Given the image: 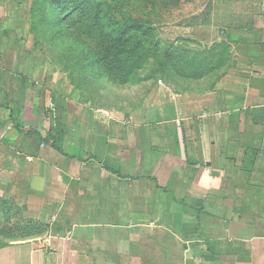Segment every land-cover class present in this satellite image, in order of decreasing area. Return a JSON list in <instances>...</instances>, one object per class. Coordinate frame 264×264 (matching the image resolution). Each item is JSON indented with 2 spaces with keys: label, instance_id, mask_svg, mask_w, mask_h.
I'll return each mask as SVG.
<instances>
[{
  "label": "crops",
  "instance_id": "obj_1",
  "mask_svg": "<svg viewBox=\"0 0 264 264\" xmlns=\"http://www.w3.org/2000/svg\"><path fill=\"white\" fill-rule=\"evenodd\" d=\"M230 1L123 84L29 25L0 46V264H264V0Z\"/></svg>",
  "mask_w": 264,
  "mask_h": 264
},
{
  "label": "rangeland",
  "instance_id": "obj_2",
  "mask_svg": "<svg viewBox=\"0 0 264 264\" xmlns=\"http://www.w3.org/2000/svg\"><path fill=\"white\" fill-rule=\"evenodd\" d=\"M53 1L54 0H0V46L3 45L5 41L7 44L10 41H18L19 46H21L20 48L23 47L27 49L24 43L26 40L31 39L32 36L29 32V27L31 24L33 25V21L38 18V22L41 24L40 29L43 28L47 19L44 16V12L41 11L51 6L53 7ZM218 1L219 0H217V2ZM252 1L255 0H231L230 3H233L235 12H239L242 10L241 8H244L246 5H249L250 8H256ZM205 4V0H89L86 6L71 18V25L76 28L82 39L91 41L95 45L97 44L99 48L101 47L102 59L109 58L105 59L106 62L104 61L106 65L111 59L116 57V53L125 56L130 52V54L137 55L138 49H143V43L146 39L147 42L145 43L150 45V53L152 55L150 54L151 56L148 57L147 61L142 66L137 67L138 65H134L132 59L129 60V63L123 65L118 58V61L116 60L115 62H118V67L122 66L123 69L125 68V72L134 70L137 67L136 70L138 72L135 74L134 78H141L138 75L142 72L161 75L164 73V70L157 66L158 62L155 60L156 57L161 56L166 60V56L172 55L171 51L173 52V49L171 47L174 46L177 47V50H181L185 56H188L191 48H189L186 42H182L178 45H170L169 43L160 44V41L163 38H167L170 41L172 38H175L177 34L175 33L177 32L175 24L190 19L191 16L199 9H202ZM252 4L254 6H251ZM211 7H213V3ZM37 10L40 12L37 13ZM132 21H149L155 26L156 33L154 32L151 34V37L146 36L145 38H142V36L138 34H132L125 40L120 37V35L124 32L127 23ZM229 23L231 24V22ZM37 29V27L34 28V30ZM159 32L161 34H159ZM111 39L116 41H110ZM139 53H141V51ZM198 53L199 55H218L226 57L230 54V46L221 43V46L216 51L206 50V52H203V50H198ZM225 62L223 63L224 65ZM223 64L221 66H223ZM221 66H217L216 68H220ZM151 81L152 80L146 82L151 83ZM137 83L138 86L136 89H139L142 85V81ZM142 89H144V87H142ZM13 209L14 207H12V209L7 208V212L5 213L7 224H10L14 217ZM0 215L3 216L2 214ZM8 227L10 226L8 225ZM10 228L13 229V226Z\"/></svg>",
  "mask_w": 264,
  "mask_h": 264
},
{
  "label": "trees",
  "instance_id": "obj_3",
  "mask_svg": "<svg viewBox=\"0 0 264 264\" xmlns=\"http://www.w3.org/2000/svg\"><path fill=\"white\" fill-rule=\"evenodd\" d=\"M89 0H54L52 3L53 7H49L48 9H44L41 12H44V16L46 17V24L41 28V24L38 22L37 18L33 21V25L31 24L30 32L32 28L31 34L38 37V41L42 42L44 40H50L54 42L56 47H59L60 44L57 42H63L66 47L64 48V55L71 57H81L86 59L87 61L93 63L96 61L97 65L106 72L112 79L119 84H123L128 80L132 79L135 74L138 72L137 67L142 66L152 54L150 53V45L146 44L147 40H144L143 49H138L137 55L130 54L122 55L120 53H116V57L111 59L110 62L106 65L105 58L102 59L101 47L96 44H93L91 41H87L80 37L79 32L71 25V18L75 16V14L80 11L83 7L86 6ZM40 11L37 10V13ZM33 15V14H31ZM33 26V27H32ZM37 27V30L34 28ZM124 28V27H123ZM156 30L155 26L151 24V22H129L124 28V32L120 37L125 40L132 34H138L145 38L146 36L151 37L152 33ZM121 31V30H120ZM159 31V30H158ZM38 32V33H37ZM156 33V32H155ZM110 39V38H109ZM35 40V41H36ZM37 41V42H38ZM110 41H116L111 39ZM38 45V44H37ZM173 52L171 51V56H166V60L164 58L156 57L157 62L162 59L164 63H166L169 67H182L186 68L188 66L187 62L189 60L188 56H185L182 51L177 50V47H171ZM141 51V53H139ZM151 54V55H150ZM118 56V57H117ZM120 63L126 64L129 63V60L132 59L134 65H138L136 69L131 70L129 72H125L123 67H118V62H115L118 59ZM164 59V60H163ZM105 61V62H104Z\"/></svg>",
  "mask_w": 264,
  "mask_h": 264
}]
</instances>
